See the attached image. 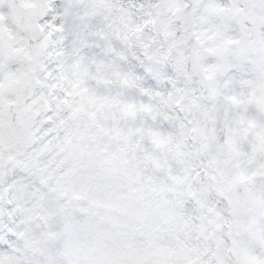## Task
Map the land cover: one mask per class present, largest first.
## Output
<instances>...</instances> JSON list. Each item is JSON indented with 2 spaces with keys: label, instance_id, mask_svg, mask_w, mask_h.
<instances>
[{
  "label": "snow or ice",
  "instance_id": "1",
  "mask_svg": "<svg viewBox=\"0 0 264 264\" xmlns=\"http://www.w3.org/2000/svg\"><path fill=\"white\" fill-rule=\"evenodd\" d=\"M0 264H264V0H0Z\"/></svg>",
  "mask_w": 264,
  "mask_h": 264
}]
</instances>
